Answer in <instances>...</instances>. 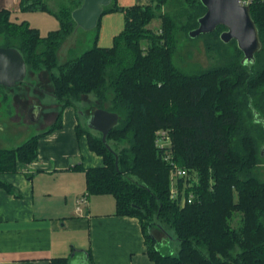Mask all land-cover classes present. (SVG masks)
<instances>
[{"label": "trees", "instance_id": "trees-1", "mask_svg": "<svg viewBox=\"0 0 264 264\" xmlns=\"http://www.w3.org/2000/svg\"><path fill=\"white\" fill-rule=\"evenodd\" d=\"M166 1L121 6L111 0L102 14L124 15V27L112 45L102 47L94 39L90 48L79 55L70 51L62 61L60 49L76 29L70 13L81 0H68L51 11L59 27L45 36L0 9V46L16 47L28 70L48 72L50 93L60 109L44 133L59 126L63 109L76 108L83 95L97 107L118 113L117 124L106 136L110 148L100 132L77 125L78 136L85 134L90 150L102 157L103 164L74 168L84 170L88 194H112L116 214L139 220L151 260L264 264V178L259 172L264 165V2L250 5L261 41L253 62H242L243 53L234 40L230 43L235 51L226 54L219 38L225 27L218 25L197 37L204 36L206 47L215 48L219 63L187 73L173 63L175 32L178 27L189 36L205 7L200 0H177L183 4L180 11L161 12ZM20 7L49 9L44 0H21ZM155 18L161 20L160 32L148 27ZM158 129H165L171 138L167 149L172 160L196 171L197 182L185 189V194L195 193L190 203L180 205L170 198L169 163L162 158L165 149L155 143ZM40 136L32 135L15 147H0V172L15 171L19 162L35 159ZM0 185L9 189L3 182ZM167 228L178 241L176 253L157 247V233H167ZM78 253L90 264L88 251ZM68 259L53 257L49 264H69Z\"/></svg>", "mask_w": 264, "mask_h": 264}, {"label": "crops", "instance_id": "crops-1", "mask_svg": "<svg viewBox=\"0 0 264 264\" xmlns=\"http://www.w3.org/2000/svg\"><path fill=\"white\" fill-rule=\"evenodd\" d=\"M152 1L116 0V3L131 6ZM20 2L0 0V9L9 10L10 19L17 21V13L27 11L21 9ZM23 20L30 25L29 19ZM123 27L121 11L102 14L97 45L111 46L113 37ZM67 40L60 49L62 60L72 49L71 41ZM20 85L18 89L7 87L9 89L0 91L1 95L12 99L13 114L9 118L15 123L20 122L21 116L30 119L29 107L36 103L40 105L39 119L44 106L31 91L38 89L44 93L45 88L38 84L39 87L32 88L26 82ZM51 107L53 112L48 115L47 124L36 133L41 134L36 158L27 163L19 162L15 171L0 172V182L9 188L0 185V264H49L53 257H68L69 264H74L79 250L89 252L90 264H156L146 253L139 220L116 214L112 194H88L84 170L74 168L103 164L102 157L90 150L85 134H77V125L83 116L80 109L66 106L60 125L44 133L54 125L60 109L54 97ZM84 195L86 203L79 204L78 199ZM81 256L83 264H88L85 255Z\"/></svg>", "mask_w": 264, "mask_h": 264}, {"label": "rangeland", "instance_id": "rangeland-1", "mask_svg": "<svg viewBox=\"0 0 264 264\" xmlns=\"http://www.w3.org/2000/svg\"><path fill=\"white\" fill-rule=\"evenodd\" d=\"M46 6L49 8L48 10L45 9H36V10H27L23 11V13L19 14L17 17V21L23 20L25 18L30 22V25L36 27L39 30V34L41 36H45L50 30L57 29L59 27V20L58 18L52 13V9H59L66 4V1H58L53 0L45 1ZM183 4L178 2L177 0H167L160 8L161 12H170L175 13L176 10L180 11L182 9ZM186 6V5H185ZM50 10V12H49ZM14 18L16 16H13ZM184 19V18H181ZM160 18H155L151 21L148 25L151 29L156 32H160ZM69 36L67 41H71L72 49L69 50L72 53L71 55H79L84 50L90 48L93 43L94 39H96V35L98 31L96 28H92L89 30H85L80 27H76ZM176 46L175 51L173 53L172 59L173 63L177 68L187 72V73H197L203 69L212 67L219 63L220 56L218 55L217 51L213 47L212 49H208L205 44L204 36L199 37H190L185 35L183 31H181L178 27L176 29ZM223 42V41H222ZM236 43V42H235ZM1 44V39H0ZM234 43L224 42L222 47L225 50L226 54H232L233 50L235 51ZM69 56V54H68ZM65 60V59H63ZM60 61H62L60 57ZM47 73V74H46ZM48 72L42 70L37 71L29 67L27 69L26 74V83H29L32 88L40 87L45 88L44 93L39 91L38 89H33L31 92L32 94L36 95L38 101H42L44 108L42 110L41 116L38 120H30L27 116H21L20 122L15 123L9 118V115L13 114V105L11 103V97L3 96L0 94V147L2 148H11L18 146L19 144L23 143L26 139L31 137L32 135L36 134L37 132H41L40 130L43 125H46L48 115L52 114V107L51 102L53 101V97L48 91L52 90L51 82H48ZM36 76V77H35ZM32 80L35 82L33 83ZM50 80V79H49ZM25 83V82H23ZM21 83H17L14 86L10 87L13 89H18ZM38 84V85H37ZM18 85V86H17ZM26 85L24 84V87ZM30 87V86H29ZM7 88L6 86L0 85V91H4ZM31 89V87H30ZM3 94V93H2ZM55 99V98H54ZM56 100V99H55ZM96 101H91L90 98L83 95L82 101L78 102L77 109L79 111L83 110L85 113L91 112L93 109L97 107ZM81 115V114H78ZM81 117V127H84L85 117ZM84 117V118H83ZM46 123V124H45ZM93 132L95 130L92 129ZM43 134V133H42ZM260 175L264 178V165L260 169ZM167 233L158 232L157 236L159 237L157 241V247L165 252H173L176 253L178 249V241L173 237V233L171 229H166ZM163 235V236H162ZM162 236V237H161ZM161 237V238H160ZM77 256L74 259V264H83L81 260V254H76Z\"/></svg>", "mask_w": 264, "mask_h": 264}, {"label": "water", "instance_id": "water-1", "mask_svg": "<svg viewBox=\"0 0 264 264\" xmlns=\"http://www.w3.org/2000/svg\"><path fill=\"white\" fill-rule=\"evenodd\" d=\"M205 12L197 18V26L189 31L190 37L209 33L218 25L225 28L219 38L223 42L234 40L242 51L243 63L254 61L255 53L261 48L259 31L250 14V6L241 0H200ZM111 0H82L79 6L71 10V18L76 27L85 30L96 27L105 6ZM27 66L21 52L16 47L0 46V85L12 87L17 83L26 82ZM40 105L33 103L29 107V117L37 120ZM80 112L85 117V125L101 133V139L106 142L108 131L117 124L119 115L116 112L97 107L89 113ZM264 153V147L261 154ZM74 253V251H73ZM72 253V254H73Z\"/></svg>", "mask_w": 264, "mask_h": 264}, {"label": "built area", "instance_id": "built-area-1", "mask_svg": "<svg viewBox=\"0 0 264 264\" xmlns=\"http://www.w3.org/2000/svg\"><path fill=\"white\" fill-rule=\"evenodd\" d=\"M241 2L244 5L250 6L256 2H264V0H241ZM155 133V143L160 148L165 149L166 153L162 155V158L169 163L170 198L176 200L180 205L192 202L195 193L189 190L188 194H185V189L192 187V185L197 182L196 171L182 167L172 160V156L167 149V147L171 145V138L165 129H158ZM86 199V195H84L82 198L78 199V203L84 204L86 203Z\"/></svg>", "mask_w": 264, "mask_h": 264}]
</instances>
